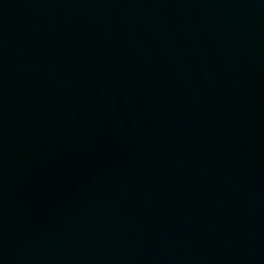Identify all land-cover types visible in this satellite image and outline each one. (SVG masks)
I'll use <instances>...</instances> for the list:
<instances>
[{
	"label": "water",
	"instance_id": "water-1",
	"mask_svg": "<svg viewBox=\"0 0 264 264\" xmlns=\"http://www.w3.org/2000/svg\"><path fill=\"white\" fill-rule=\"evenodd\" d=\"M0 264H264V46L232 0H0Z\"/></svg>",
	"mask_w": 264,
	"mask_h": 264
}]
</instances>
